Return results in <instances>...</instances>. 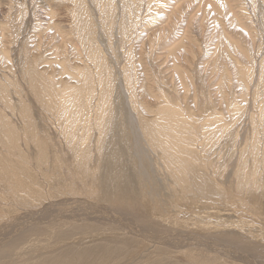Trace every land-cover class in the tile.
I'll return each instance as SVG.
<instances>
[{
	"label": "bare ground",
	"instance_id": "1",
	"mask_svg": "<svg viewBox=\"0 0 264 264\" xmlns=\"http://www.w3.org/2000/svg\"><path fill=\"white\" fill-rule=\"evenodd\" d=\"M251 1L253 12L261 6L264 18V0L260 6L257 0ZM44 2L48 16L45 23L36 12ZM190 2L9 0L8 15L15 9L17 13L14 21L3 16L8 18V23L4 21L9 28L0 25V141L10 150L6 158L0 155V179H5L0 180L4 184L0 183V210H5L0 212V264H190L174 259L175 255H188L190 250L203 252L199 258L189 252L190 258H197V264H229L225 258L233 264H258L225 242L230 234L214 235L218 222L225 223L218 214V206L222 205L220 188L216 187L212 195L199 191V196L191 197L189 178L194 170L197 177L205 178L200 165L210 161L211 150H223L218 144L222 135L231 138L235 154L231 162L241 182L256 183L260 172H264V46L262 42L254 46L248 43L254 56L249 54L247 61L243 53L244 75L241 72L235 78L227 77L217 68L202 72L204 91L198 90L187 60L195 54L199 40L190 36L192 18L184 17L182 10ZM211 13L215 15V11ZM29 15L35 23L31 20L30 34L21 39L17 29ZM203 23L198 25L201 35L207 31ZM244 25L239 29L244 31ZM217 27L216 22L213 29ZM222 35L225 38L228 34L220 31L214 42L208 43L207 37L203 42L206 48L212 47L211 54L222 52L224 56L220 57L225 63L228 56L233 58L230 48L241 53L238 43L230 39V46L224 39L226 45L222 43L219 49ZM43 44L46 49H42ZM168 46L171 48L164 56L157 53ZM12 52L23 57L22 74L16 70ZM23 85L31 91L45 125L42 139L26 94L20 89ZM14 94L18 95L20 108L15 106ZM15 119L21 124L17 125ZM31 142L44 152L43 160L37 163L34 177L30 176L34 182H23L21 173L30 172V157L29 150L27 153L21 147L28 148ZM124 151L130 154L145 194L142 209L151 215L155 209L166 210L157 184L162 182L174 212L193 210V216L182 215L187 218L180 217V221L212 235L180 233L178 229L165 230V236L147 232L135 220L142 211L138 203L128 199L109 178L105 179L110 182L109 189L101 193L97 174L105 154L110 152L123 163ZM37 156L38 162L41 156ZM41 176L45 186L39 182ZM73 177L81 183L72 184ZM6 180L11 182H3ZM61 181L55 189L52 182ZM200 202L208 205V211L196 210ZM84 215L92 224L107 226L103 222L108 220L113 227L92 229L86 221L81 228L72 223ZM10 216L14 220L5 224L3 220ZM235 221L231 225L241 230L254 222H247L244 216ZM115 230L123 233L116 236ZM42 235L43 240L44 236L52 238L49 247L34 243ZM145 241L151 246L142 245ZM250 246L241 249L255 253ZM258 257L263 259V254Z\"/></svg>",
	"mask_w": 264,
	"mask_h": 264
},
{
	"label": "rangeland",
	"instance_id": "2",
	"mask_svg": "<svg viewBox=\"0 0 264 264\" xmlns=\"http://www.w3.org/2000/svg\"><path fill=\"white\" fill-rule=\"evenodd\" d=\"M213 1H215V3ZM219 1L220 0H208V1L205 0V2H204L202 0H191V2L189 4H187L186 6H184V9H182L183 13H184V17H187L188 20L190 18H192L191 33L193 35L191 34L190 36L193 37L195 35V38L197 40H199L196 44L197 50L195 51V54H192L193 55L192 58L187 60L188 61L187 64H190L189 69L192 71L194 81L196 80L195 82H196L197 88H198V90H201L202 92L204 91V90H202L204 83L202 82V77H200V75L202 76L204 72L213 71L215 68H217L218 72L224 73V76H227V77L231 76L232 78H235L236 74L241 73V72H243L242 74L244 75L245 69H246V62H245L244 58L242 59L243 53H244L243 57H245L246 55L248 56L249 54H250L249 56H254V54L251 53L252 45L250 46V44H253V46H254V43L256 45L257 42L258 43L262 42V44L264 46V23H263L264 18L262 17L263 9L260 6V3L262 4L261 0H257L258 1L257 6H260V8L257 7L255 12H253L252 7L254 5H253L251 0H231V2H230V0H226V2L228 1L227 3L229 5V7H231V10L227 9L228 6H227V3L225 4V0L223 2H219ZM250 1H251V4H250ZM8 2H9V0H0V25H2V27L4 29L9 28V27H7L8 26L7 25L8 18H10L12 21H14L15 20L14 14L17 13V9H15V11L13 10V13L10 14L11 17L8 15V10H9V8L7 7ZM216 2L222 6H218L216 4ZM238 2H240V3H238ZM223 3H224V5H226V7L223 5ZM195 4H197V6ZM235 4H237V5L240 4L241 6L239 8H235V7L233 8V6ZM28 5H29V9L31 11L33 9L32 5L30 3ZM194 5H195V7H194ZM212 5L216 6L217 9H215ZM231 5H233V6H231ZM39 6L40 7H38L36 9V12L38 13V19L42 20V22L45 23L47 21L46 19L48 18V16H46V13H45V10L47 9L46 4L44 2V3L39 4ZM242 6H244V7H242ZM198 7H200V8H198ZM223 7H225V8H223ZM212 8L215 9L214 10L215 15L212 13L210 14V11L214 13ZM208 9H209V11H207ZM59 11H61V10H59ZM246 12H247V15H245ZM188 13H190V14H188ZM192 13L194 15H192ZM195 13L197 15H195ZM4 15H8V16H5L8 18L4 17L5 21H7V23L4 21V18H3ZM209 15H210V18H209ZM235 15L236 16L238 15L237 16L238 18H236ZM27 17L23 18L24 20L22 22L24 23V25L22 24L20 26L21 29H17V32H18L17 35L21 39L25 38L28 34H30L28 30H31V27L35 23V21L31 18L30 15ZM204 17H208V18H204ZM239 17L241 19H243V23ZM234 18H235V20H234ZM25 19L27 22H25ZM214 19L218 24L217 28H221V30L217 29V28L213 29V24H216ZM2 20H3V22H2ZM31 20H32V23L34 22L33 24L31 23ZM57 20L59 21L60 18H58ZM202 20L204 22L203 24L206 25L204 31L205 30H207V31L203 32V34L201 35V33H200L201 31H200L198 25H200ZM210 20H211V22H210ZM239 20L241 22H239ZM244 23H245L244 26L246 28L244 27L245 28L244 31H242L243 29L240 28L241 29V31H240L239 25L241 27H243L242 24H244ZM248 26H249V29L251 28L250 31L248 29ZM179 29H181V28H179ZM215 30H217V31H215ZM194 31H195V34H194ZM220 31L222 34H225V36L227 34L228 35L225 38L222 35V38H220L219 42H221V43L219 44V49L221 48L222 43H224L226 45V43L229 44L231 41L232 42L236 41V43H238V44H236V43H234V44H236V47L239 48L238 51L241 53L239 55L238 52L237 53L235 52L236 48L235 49L232 48L233 50L230 48L231 55H233L232 56L233 58L230 57V59H229V56L227 57V61L230 60V62L228 61L229 63L227 61H226L227 63L223 62L222 57L224 55L222 56V52L220 53V51L218 50V52L216 51V53L213 55V54H211V52H213L212 47L206 48L204 46L203 37H207V40H209V38H210L208 43H212L215 40L214 37L217 34L219 36ZM239 32L242 35L239 34ZM248 32H250L251 35H250V33L247 34ZM211 33L213 35H211ZM235 35H236V37H234ZM212 36H213V38H212ZM237 36H238V38H237ZM251 36H252V38H249ZM200 37H202V39ZM227 38H228V42H227ZM192 39H194V38H192ZM224 39H225L226 43L224 42ZM229 39L231 41H229ZM255 39H256V41H255ZM244 41L247 42V44L248 43H250V44L247 45V44H245ZM251 41H253V43ZM175 42H171V43H175ZM240 42H241V44H240ZM45 46H46V44H43L42 49H46L47 46L46 47ZM211 46H214V44H212ZM227 46H230V44ZM240 46H242V47H240ZM15 48H16V46H15ZM170 48L171 47L168 46L167 48L158 49L157 53L160 54V56H164L165 51L166 52L169 51ZM243 48L246 50L242 51ZM233 51L235 54L232 53ZM199 52H200V54H199ZM236 54H237V56H236ZM212 55H213V57H212ZM220 56H222V57H220ZM239 56L241 58H239ZM247 56L245 57V59L247 61H249L250 57L249 56L247 57ZM231 59H235L237 62L236 61L232 62ZM22 60H23V57L21 55L16 56V53L12 52V61L16 66V70L18 69L17 72L20 74H22V66H23V63H21V62H23ZM190 61H191V63H190ZM192 61L193 62L195 61V62L193 63ZM217 61H218V63H217ZM243 62H245V63H243ZM232 63H233V65H232ZM200 64L202 66L199 67ZM213 64H215V65H213ZM218 65H219V67H217ZM236 65H238V67ZM212 66L214 68H211V70H210L209 67H212ZM202 69L204 71H202ZM240 69H242V71ZM20 74H18V76ZM20 76H22V75H20ZM221 77H223V76L221 75ZM214 79H216V77H214ZM214 79H212V80H214ZM210 81H211V79H210ZM25 86L26 85H23L22 87L20 86V89H21L22 93L26 94L27 102L29 103V108L31 109L32 120H33L35 126L37 127L39 133L41 134V139H42V137L45 136V135H43L45 125L43 124V120L38 115V112H37L38 106H37V104H35L36 101L33 98L31 91L29 89H27V87H25ZM17 98H18V95L14 94L13 99L15 102V106L20 108V102ZM20 121L21 120L15 119V122L17 123V125L21 124ZM244 127H245V125L241 124V128H244ZM119 140H120V142L123 141L121 138H119ZM218 144L223 145V150H211L209 152V155H208V158L210 161L205 162L206 163L205 166L203 165V163L200 165V168L202 170H204L203 173L205 175V178L200 179L199 177H197L196 176L197 170H194L191 173L189 179L192 178V182H190V184H191L193 193L190 192L189 194L191 197H197V196H199L198 192L200 191V192H206V193H209V195H212L211 193H213V190H215L216 187L220 188V198H222L223 201L219 200V202H221L222 205L218 206L221 209L220 213L218 212V214L220 216L224 217L225 223L223 222L221 224L220 222H218L219 225L216 227L218 229H214V231H213V233L215 232L214 235L219 237V236H223L226 234L227 235L230 234V236H231L230 240L225 241L226 243H228L230 246L234 247L237 251H241V252L245 253V255L247 257H250V258L252 257L253 258L251 260L252 262L253 261L255 262L257 260L256 263H258V264L263 263L264 264V214L262 215V213H264V172H260L259 176L257 177L256 183H254L252 180H250L249 182H241L240 178H239V172H237L235 170V167L233 166V164L231 162L233 157L235 156V154L232 153L231 138L228 137V135H222L218 139ZM37 146H38L37 144H35L34 142H31L29 144L28 148L25 146L21 147V149H23L25 152H27V150H29L28 152H29V157H30V159L28 160V163H27V165L30 167L29 168L30 172L21 173L22 178H23V182H34V180H33L34 176L33 175H35V173L37 172L36 171L38 168L37 163L39 164L43 160V153L44 152H39V150L36 148ZM225 146H226V148H225ZM7 151H10V150L7 149V147L3 143H1V141H0V155L6 158ZM38 154L41 156V159L37 162V157H38L37 155ZM249 156H250V153H249ZM104 157H105L104 165H103V167L100 166V169H99L98 174H97L99 181H100V182H97L98 186L100 187L99 188L100 192L106 193V190L109 189V183L110 182H105V179L109 178L112 181L111 184H114L120 191H123L126 195H128V199H130V200L134 199L138 203V205L140 206L139 208H141V210H142V211H140L139 216L137 218H135V220H136V222L141 224L144 227V229L147 230V232L155 231L156 233H159V235L165 236V234H166V232H164L165 230H167V229H178L180 231V233L191 232V233H194L195 235L203 236V237L208 236V235H212V234H209L208 232H203L202 228L201 229L190 228L191 226L195 227L193 225L186 227V223L180 221V217L181 218L185 217L182 215H187L189 217L193 216V210L190 209L185 213L174 212V209H172L173 201L171 199H169V197H168L169 193L164 190V188H163L164 184L162 182H157V184L159 187L158 190L160 192V197L163 198L164 203H166V205H165L166 210L165 211L161 210L160 212H158L161 209V208H158V209L153 210L152 214H154V215H151L145 209H142V205H144L143 203H145V200H144L145 194L141 188L140 182L137 181L136 173H135L134 168H133V163L131 162L130 154H128V152L124 151V154L122 157L123 163H122V160L119 159L118 157L114 158L113 154L110 152H107ZM13 161H14V159H13ZM30 176H33V177H30ZM0 180H5V179H0ZM102 180H103V182H101ZM114 180L116 182H114ZM78 181L79 180L77 177H75V178L73 177V180L71 183L72 184L76 183L75 185L81 183ZM3 182H11V181L6 180ZM39 182L42 183V186H45L43 184L44 181H42V176L39 178ZM0 183H1V181H0ZM52 183H53V186L55 189L59 188L62 185V181L61 182H52ZM1 184L4 185L3 183H1ZM196 206H199L196 208L197 211L198 210L203 211V212L208 211L207 209H205L208 207V205L206 203L200 202ZM259 207H261L263 209H261V211H260L258 209ZM228 208L230 209L229 211L226 210ZM4 211L5 210H0V212H4ZM251 211L260 212V213H258V214L256 213L257 214L256 215V214H253ZM91 216H93V214ZM187 216L185 218H187ZM242 216H244V218L247 220V222L248 221L249 222H251V221L255 222V223L252 222L253 226L246 224L242 228L243 231L240 228L235 227V225L234 226L231 225V223H233V221H235V220L237 221L239 218H242ZM12 217L13 216H10V217H7L8 219L6 218V220L4 219L3 221L5 222V224H10L14 220V218L12 219ZM85 217L86 216L84 215L82 220H78L79 222L78 221H75V222L72 221V223L78 227L83 228V226H85V224H86V221H88L85 219ZM90 221H88L89 222L88 226H93L92 229H94L95 227H98V229H104L107 227L112 228L113 227L110 225L111 222L108 220L104 221V222H103V220H99L100 222L108 224L107 226H100L98 224H92L93 222H90ZM246 226H248L247 227L248 229L250 228L249 230H251V232H249V230L246 229ZM224 227H227V228H225L226 230H224ZM92 229L90 228L89 230H92ZM256 230H258V232ZM115 231H116L115 232L116 236H120L123 233V231H120V232H117V230H115ZM222 231H224V232H222ZM229 231H231V232H229ZM232 231L234 234L232 233ZM40 237H41V239L38 240L39 242L35 240L34 243L40 245L41 247H47V246L49 247L48 244L52 238L48 239L46 236H44L45 238L43 240V235ZM231 238H233V239H231ZM45 239H47V240H45ZM233 240H234V242H233ZM43 241H44V243H42ZM220 241H222V240H220ZM248 244L252 245L250 247L254 248L255 253L252 254L250 251H246V250L241 249L244 246H247ZM142 245L151 246V243H148L145 241V242H142ZM238 245H240V246H238ZM57 246L58 245L56 244L52 248H49L50 251H53V248H55ZM25 249L26 248H24V250ZM189 252L192 253V256L195 255L194 257H197V258H199L200 255L203 254V252H200L198 250H195V251L190 250V251H188V255H189ZM259 254H263V259L258 257ZM188 255H175L174 259H180L184 263L197 264V258L196 259L190 258ZM226 256L228 257V254H226ZM257 258H260L261 260H259ZM225 259L228 263L230 262L229 264H233L230 259H228V258H225ZM239 264H242V263H239Z\"/></svg>",
	"mask_w": 264,
	"mask_h": 264
}]
</instances>
